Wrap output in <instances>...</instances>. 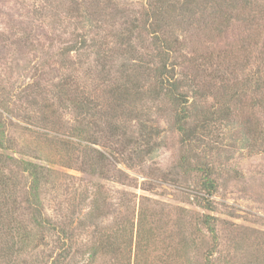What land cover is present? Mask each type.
Segmentation results:
<instances>
[{
    "label": "trees",
    "instance_id": "1",
    "mask_svg": "<svg viewBox=\"0 0 264 264\" xmlns=\"http://www.w3.org/2000/svg\"><path fill=\"white\" fill-rule=\"evenodd\" d=\"M99 4L100 0H94L92 5L99 7ZM252 4V0H148L138 13L134 11L130 23L137 34L149 37L151 51L147 53H142L131 43L105 47L106 43L98 37L86 40L82 36L81 40L72 41L58 55L62 66L72 67L71 54L79 59L81 56L93 57V62H89L90 75L92 65L98 74L102 72L103 83H95L94 87H106L102 88L105 90L102 96L91 89L87 81L86 84L78 76L64 73L50 85L37 81L28 84L26 107L20 110L23 106L20 104L16 111L12 97L0 87V264H19L27 248L42 241L48 229L57 233L60 243L53 264H68L69 261L71 264H235V253L221 252L216 216L211 214L216 209L211 199L218 187L216 167L207 150L199 151L197 142L212 123L228 118L231 103L240 101L248 92L259 94L253 105L264 108V21L250 13ZM238 10L249 12L246 22L255 28L258 36V39L253 34L248 36L242 48L247 51L250 45L260 49L262 59L255 76L230 83L231 77L222 73L223 68L227 72L232 70L233 59L226 51L182 59L186 56L183 55L185 47L175 37L174 28L199 22L197 17L204 16H198L200 11H209L210 16H207L220 26ZM112 50L115 51L112 57L120 64L114 81L108 82L106 69H109L107 63ZM79 61L86 63L85 59ZM215 63L212 75L221 81L217 90L220 105L209 106L208 92L216 86L201 81L199 73L203 65ZM104 95L108 96L106 100ZM39 98L44 104L35 111ZM146 100L162 102L171 109L172 126L180 136L182 150L177 164L170 171H160L150 181L144 180L142 190L154 192V184L168 182L183 187V182L194 176L198 182L195 206L204 211L178 206L173 216L172 206L142 194L135 215L133 198L123 191L125 205L120 206L127 212L126 220L119 230L111 231L104 220L112 214L119 223L122 210L109 202L110 190L98 181L91 190L86 213L94 228L82 246L77 247V237L72 230L77 215L75 208L60 224L45 211L43 191L48 187L56 190L69 187L64 183L63 172L51 164L74 168L97 179H110L114 175L121 183L124 178L131 179L123 170L113 173L111 166L121 163L129 168L135 165L143 168L162 142L158 137L154 138L161 134L159 127L142 121L138 114L137 103ZM62 112L70 118L63 119L59 115ZM15 119L34 125L38 130L30 125H20ZM15 125L42 135V140L54 148V161L23 151L19 147L20 140L10 131ZM63 127L80 145L88 137L90 146L81 149L83 159L70 154L69 139L52 133ZM46 128L48 133L42 130ZM91 144L96 147L92 148ZM87 149L94 153L89 154ZM35 151L43 153V148L36 145ZM73 178L78 180L73 188L84 179ZM125 184L132 186L131 181ZM23 206L32 211L28 221L30 226L18 220L19 209Z\"/></svg>",
    "mask_w": 264,
    "mask_h": 264
},
{
    "label": "rangeland",
    "instance_id": "2",
    "mask_svg": "<svg viewBox=\"0 0 264 264\" xmlns=\"http://www.w3.org/2000/svg\"><path fill=\"white\" fill-rule=\"evenodd\" d=\"M252 1L250 13L264 21V0ZM93 2L94 0H0V87L12 97L14 108L20 104L23 105L20 110L26 107L25 92L28 84L37 81L45 86L50 85L64 73L87 81L89 84L85 83L92 87L91 89L103 95L105 86L94 88L103 83L102 72L98 74L96 67L92 65V76L90 75L89 62H93V57L86 59L81 56L80 59H85L86 62L82 64L77 55L71 54L72 67L68 69L62 66L61 58L59 60L61 50L72 41L81 40L82 36L86 40L98 37L106 43L105 47L115 48L131 43L142 53L151 51L149 37L137 34L130 24L134 11L138 13L148 0H100V8L92 5ZM247 13L249 12L235 11L230 20L218 26L207 16H210L209 11H200L198 16H204L197 17L199 22L188 27L174 28L175 37L179 38L185 47L183 55L186 56L182 59L226 51L233 59L230 70L232 72L224 71L223 68L222 73L231 77L230 83H238L249 75L255 76L262 59L260 49L251 48L250 45L247 51L242 49L248 36L253 34L252 36L258 39L255 28L246 22ZM254 22L256 23L255 20ZM114 55L115 51L112 50L107 63L109 69H106L109 73L108 82H113L118 74L120 61L112 57ZM202 60L200 59V62ZM215 66L216 63L212 66L203 65L199 73L201 81H209L216 86L208 92L209 106L220 105L217 90L221 81L212 75ZM103 98L106 100L108 96L104 95ZM258 98L259 94L250 91L246 96H242L240 101H233L231 115L212 123L201 133L197 142L200 145L199 151L207 150L216 167L218 187L216 194L211 197L216 209L211 214L216 216L221 252L235 253V264H264V108L253 105ZM41 104H44V100L39 98V104L34 110H40ZM137 106L142 121L159 127L161 134L154 135V138L158 137L162 142L154 152L153 158L143 168L137 165L129 168L121 163L111 166L113 173L123 170L131 179L124 178L123 183L117 181L115 175L110 179H97L74 168L51 164L63 172L64 183L69 187L60 190L52 187L45 189L42 193L45 211L60 224L75 208L77 215L72 222V230L77 237V247L82 246L94 228L86 213L90 207L91 190L98 181L110 190L109 202L122 210L119 223H116L117 218L112 214L104 220L107 229L111 231L119 230L126 220L127 212L120 206L125 205L123 191H127L133 198L132 204L136 205L137 211L135 215L138 213V202L142 194L172 206L170 208L173 210V216L178 206H187L201 213L204 211L195 206L194 193L198 191V182L194 176L184 181L183 187L168 182L154 184V192L142 190L144 180L150 181L158 176L160 171H170L177 164L182 147L180 136L172 126V111L168 106L149 100L141 101ZM59 115L65 120L70 118L65 112ZM15 122L30 125L20 119H15ZM30 126L37 129L34 125ZM10 129L14 138L20 140L19 147L23 151L54 159V148L42 140V135L37 133L39 137L36 139L37 134L18 125ZM42 130L48 133V128ZM52 133L65 140L69 139L70 154L83 159L81 149L83 146H90L88 137L84 139L86 142L80 145L64 127ZM36 145L43 148V153L35 151ZM91 147L96 146L91 144ZM91 150L87 149L89 154L94 153ZM74 176L84 179L73 188L75 182H78ZM130 181L132 186L125 184ZM147 185L149 184L145 186ZM31 213L29 208L23 206L19 209L18 220L21 219L24 225L30 226L28 221ZM34 245L27 248L19 264H53L60 249L57 233L48 229L43 240Z\"/></svg>",
    "mask_w": 264,
    "mask_h": 264
}]
</instances>
